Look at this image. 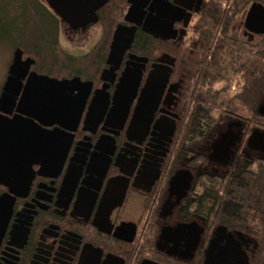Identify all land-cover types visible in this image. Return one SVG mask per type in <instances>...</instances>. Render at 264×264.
I'll return each mask as SVG.
<instances>
[{"label": "flooded vegetation", "instance_id": "af4514ba", "mask_svg": "<svg viewBox=\"0 0 264 264\" xmlns=\"http://www.w3.org/2000/svg\"><path fill=\"white\" fill-rule=\"evenodd\" d=\"M124 1L102 51L93 50L103 20L119 10V2L104 4L83 28L66 25L70 38L100 30L84 43L81 56H95L79 74L58 77L39 71L36 61L30 66L91 84L76 120L45 125L33 119L45 130L59 128L61 143L68 139L63 154L53 141L45 154L0 170V264H253L255 229L219 221L203 185L243 157L254 127L244 138L246 121L223 113V130L219 122L206 138L190 143L182 123L204 100L197 84L206 59L229 70L263 72L264 0H146L142 22L159 14L163 24L152 28L157 35L136 25L130 47L110 68L116 25H133L124 20ZM153 1L162 8L150 11ZM248 57L259 62L249 67ZM126 66L139 68L140 78L125 112V99L115 105L113 95ZM165 79L159 94L142 99L147 80ZM256 112L264 117L263 92ZM211 163L225 170L218 173Z\"/></svg>", "mask_w": 264, "mask_h": 264}, {"label": "water", "instance_id": "95a60500", "mask_svg": "<svg viewBox=\"0 0 264 264\" xmlns=\"http://www.w3.org/2000/svg\"><path fill=\"white\" fill-rule=\"evenodd\" d=\"M108 1L45 0L60 21L72 29L83 28L95 22L97 10ZM127 2L129 6L124 20L133 25L128 26L122 23L116 25L107 54V63L110 66L117 65L123 52L130 47L136 25L142 24V29L157 35L152 28L156 24H163L159 14L151 19L146 17L142 22L146 0H127ZM151 6L150 11L154 8L158 11L162 8V3L153 1ZM22 54L23 50L20 47L14 48L8 75L0 92V170L11 163L25 161L31 155L45 154L46 148L49 149L53 141H57L58 153L63 154L68 139L61 143L63 137L59 128L45 130L34 123L33 119L45 125L52 122L64 125V121L68 119L76 120L91 84L89 81H82L78 76L57 78L30 70L35 60L30 56L22 58ZM24 78L25 82L22 83ZM139 78V68L126 66L121 73L113 99L115 105L125 99L126 103L122 106L125 107L122 108L125 112ZM165 81L166 79L159 82L147 80L142 89V99H149L150 92H155L156 95L161 91ZM74 89H77L79 93L72 97L71 92ZM152 103H155V96L152 98ZM14 107V114L8 117L6 114L10 113ZM246 145L252 150L264 152V130L254 128L246 139ZM2 197L0 196V201Z\"/></svg>", "mask_w": 264, "mask_h": 264}, {"label": "trees", "instance_id": "16d2710c", "mask_svg": "<svg viewBox=\"0 0 264 264\" xmlns=\"http://www.w3.org/2000/svg\"><path fill=\"white\" fill-rule=\"evenodd\" d=\"M114 1L119 2V10L116 9V13L112 12L104 18L102 34L94 52L104 50L114 24L120 21L125 10L124 0H109L105 7ZM43 7L49 10L45 5ZM48 12L52 24H49L46 34L43 33L45 44L38 48L37 54L40 53L46 63L58 60L55 65L63 69L72 68L71 71L79 74L81 70L78 68H85L88 61L95 55L90 53L87 56H76L68 52L63 53V50L58 48V28L61 21L53 12L50 10ZM40 28L42 27L39 26ZM30 53L36 56L34 52ZM54 57L59 59L56 60ZM246 60L249 62V67L252 61L255 66L259 62L256 57H248ZM211 61L212 59H206V70L200 73L197 84L199 85L197 90L204 100L193 105L191 118L182 123V129L187 130L188 134L185 139L195 143L206 138L220 122L223 113L238 116L246 121L248 129L244 138L252 127L264 130V117L256 112L259 97L262 92L264 93V56L263 72L259 74L250 70H229L228 64L217 66L211 64ZM38 70L54 74L42 68ZM234 163L235 165L227 173L218 175L213 180L211 176L208 177L209 181L203 185V192L213 199L219 221H232L255 229L259 240V250L253 264H264V157H255L251 160L240 157Z\"/></svg>", "mask_w": 264, "mask_h": 264}, {"label": "rangeland", "instance_id": "374dc122", "mask_svg": "<svg viewBox=\"0 0 264 264\" xmlns=\"http://www.w3.org/2000/svg\"><path fill=\"white\" fill-rule=\"evenodd\" d=\"M41 3L48 7L45 0H0V86L4 72L11 61L12 52L16 47H20L24 55H29L34 58L35 61L38 56V64L36 65L35 62L37 69L39 68L41 70L42 68L46 71L48 70L49 73L53 72V75L58 77L68 76L74 73L70 70L72 68L63 69V67L55 65L59 56L56 58L54 57L57 61L46 63L45 58L40 56V53L37 54L38 48L45 44L43 33L46 34L45 32L48 31L49 24H52L50 22L51 16L48 11L50 10L53 12L49 7L47 11ZM39 26L42 28L39 29ZM95 28H91L88 35H76L70 38L65 34L67 26L59 22L58 48L63 50V53L68 52L76 56H81L88 47H85L84 43H87L90 37H92L91 40H93L100 34L99 28ZM30 52H34L36 56L32 55ZM78 69L81 71L84 70V68ZM224 124V122H220L218 130H223ZM240 129L239 127V130ZM233 149L232 147V151ZM263 154L264 153L246 148L245 146L242 149L243 158L248 160L259 155L262 156ZM210 167H219L218 173L225 170V167H220L218 164L211 163ZM208 171L212 172L213 170L208 168Z\"/></svg>", "mask_w": 264, "mask_h": 264}]
</instances>
